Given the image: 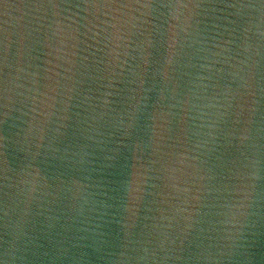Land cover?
Masks as SVG:
<instances>
[{"label":"water","instance_id":"1","mask_svg":"<svg viewBox=\"0 0 264 264\" xmlns=\"http://www.w3.org/2000/svg\"><path fill=\"white\" fill-rule=\"evenodd\" d=\"M0 264H264V0H0Z\"/></svg>","mask_w":264,"mask_h":264}]
</instances>
